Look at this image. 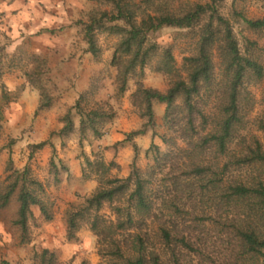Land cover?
I'll list each match as a JSON object with an SVG mask.
<instances>
[{
	"label": "trees",
	"instance_id": "trees-1",
	"mask_svg": "<svg viewBox=\"0 0 264 264\" xmlns=\"http://www.w3.org/2000/svg\"><path fill=\"white\" fill-rule=\"evenodd\" d=\"M89 1L97 6L82 21L87 52L99 57V33L117 37L111 59L117 71L114 95L119 98L135 79L132 104L146 119L121 144L155 125L156 103L166 105L164 123L170 133L162 135L168 150L152 143L146 155L153 163L141 169L134 160L125 178L111 175V169L119 167L115 161L83 156V178L97 179L98 186L67 212L68 239L89 224L97 235L102 264H191L194 258L205 264H264V110L255 121L261 135L244 131L254 103L248 85L264 79L257 41L246 38L241 45L234 22L221 10L224 0ZM234 14L248 30L264 31V15L248 18L237 9ZM164 28L180 29L196 40L181 68L173 45L155 39ZM33 64L25 75L39 91L38 109H48L53 98L42 80L47 59L35 54ZM148 65L168 77L165 90L144 85ZM96 92L92 84L80 94L61 118L59 135L78 132L82 142L89 131L94 138L105 134L115 112L110 96L88 104ZM47 144L45 140L35 147ZM133 146L136 158L138 145ZM60 162L52 158L50 163L56 181L60 172L68 171ZM7 170V183L0 184V208L17 195L14 223L25 242L32 206L51 220L52 205L44 198V183L29 167L16 169L10 159ZM106 206L115 218L102 213ZM38 264L60 262L56 252L43 248Z\"/></svg>",
	"mask_w": 264,
	"mask_h": 264
},
{
	"label": "rangeland",
	"instance_id": "rangeland-1",
	"mask_svg": "<svg viewBox=\"0 0 264 264\" xmlns=\"http://www.w3.org/2000/svg\"><path fill=\"white\" fill-rule=\"evenodd\" d=\"M96 6L95 1L80 0L74 7L76 13L73 17L70 14L71 8L66 9L68 22L40 24L36 27L31 26L33 22L28 26L27 22L19 19L15 22L7 21L0 13V184L7 183L10 159L16 169L29 167L32 175L44 183V198L52 205L53 212V219L47 220L38 206H32L33 217L29 220L28 237L24 242L20 226L14 223L18 209L17 195L12 197L7 206L0 208V264H38V254L43 248L56 252L60 264H82L83 261L89 264L104 263V258L99 253L97 235L90 229L89 224H82L75 239L69 240L67 237V212L73 205L82 203L89 194H84L81 188L71 184L70 177L65 182L66 179L62 178L63 172H60L59 181H56L50 166L52 158L61 166L63 154L77 155L83 164V156L105 159L106 150L111 149L114 154L111 161L118 164V151L125 147L124 157L129 161L128 165L123 167L119 164V167H113L110 172L113 176L125 178L132 171L134 160L141 169L153 163L152 157L146 155V150L152 143L159 145L162 151L168 150L167 144L162 140L163 134L170 133L164 123L166 105L163 103L154 105L155 125L146 134L134 137L132 142L121 144L126 134L141 129L146 119L139 115L132 104L135 79L129 80L127 91L119 98L114 95L117 71L111 64V59L117 37L99 33V57L87 52L82 21L87 20L88 12ZM235 9L246 17L255 19L264 15L263 2L224 0L221 10L234 22V30L241 45L246 38L257 41L264 64V31L248 30L243 21L235 18ZM181 31L164 28L155 34L159 43L173 45L177 66L180 68L184 56L190 55L196 42L193 36H185ZM35 54L47 59L48 71L42 76V80L53 98V104L44 110L38 109L39 91L25 75L34 65ZM219 61L216 57V62ZM142 81L145 86L159 90H165L169 86L168 77L155 71L154 65L145 68ZM92 84L98 87V92L89 95V105L95 100L111 97L115 117L106 125L107 131L100 138H94L89 131L82 142L78 132L67 136L59 135L58 131L63 127L61 118L75 105L81 93L90 90ZM248 89L254 103L247 117V129L244 131L261 135L255 121L264 110V79L249 84ZM211 105L207 108L210 109ZM75 122L78 125L77 115ZM45 140L49 144L40 149L35 147V144ZM133 143L138 145L136 158ZM124 168H127L126 173ZM95 181L97 187L98 181ZM102 213L115 218L108 206ZM210 253L214 254L211 247ZM198 260L194 258L191 264H205Z\"/></svg>",
	"mask_w": 264,
	"mask_h": 264
},
{
	"label": "crops",
	"instance_id": "crops-1",
	"mask_svg": "<svg viewBox=\"0 0 264 264\" xmlns=\"http://www.w3.org/2000/svg\"><path fill=\"white\" fill-rule=\"evenodd\" d=\"M80 0H0V13L2 17L7 21L22 20L27 25L36 27L38 25H52L58 22H68L69 15L68 7L72 10L70 12L71 16L76 13L74 10L75 5L79 4ZM68 9V10H66ZM125 147L120 148L118 151V156L116 160L118 164L123 167L127 166V162L124 157ZM47 151V149H46ZM105 160L111 161L114 157L111 149L106 150ZM64 163L68 167V171H64L62 178H65L67 182L70 177L69 182L75 187H79L83 190L84 194H90L93 188H96V181L94 178L84 179L82 172L81 159L77 155L63 154ZM127 172V168H124V173Z\"/></svg>",
	"mask_w": 264,
	"mask_h": 264
}]
</instances>
